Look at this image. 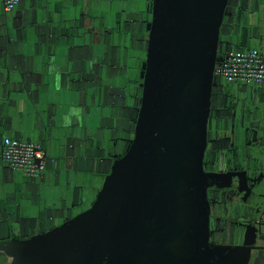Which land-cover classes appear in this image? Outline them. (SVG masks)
I'll list each match as a JSON object with an SVG mask.
<instances>
[{
    "label": "flooded vegetation",
    "instance_id": "flooded-vegetation-1",
    "mask_svg": "<svg viewBox=\"0 0 264 264\" xmlns=\"http://www.w3.org/2000/svg\"><path fill=\"white\" fill-rule=\"evenodd\" d=\"M129 1L127 24L118 19L114 42H103L114 45L100 47L90 76L113 105L115 130L85 152L84 165H78L86 168L78 171L84 173L83 186L68 193L55 190L60 208L44 207L49 189L41 182L43 174L20 180L9 171L0 173V264H264V83H228L214 75L202 154L190 143L182 169L172 170L164 162L147 168L144 163L142 179L117 197L125 198L116 203L123 204L118 210L99 213L94 225L64 231L91 209L103 174L125 156L135 137L133 118L140 106L153 0ZM58 5L24 13L2 9L0 45L44 42L43 34L50 30L52 45L61 38L75 43L80 38L76 24L87 35L88 25L77 18L64 20ZM62 22L67 23L59 35ZM259 26H264V0H227L217 58L239 49L257 48L264 54ZM198 187L200 238L193 203Z\"/></svg>",
    "mask_w": 264,
    "mask_h": 264
},
{
    "label": "water",
    "instance_id": "water-1",
    "mask_svg": "<svg viewBox=\"0 0 264 264\" xmlns=\"http://www.w3.org/2000/svg\"><path fill=\"white\" fill-rule=\"evenodd\" d=\"M226 3L227 0H153L148 52L140 80V106L133 118L132 146L123 158L108 166L91 209L65 226L64 231L76 230L83 224L94 225L99 213L118 210L123 204L116 203H124L125 198L117 197L128 194L125 187L142 179L144 163L147 168L149 163L156 168L164 162L172 170L182 169V157L190 143L202 154L211 88L216 86L214 70L222 62L217 58V46ZM81 29L84 30L76 28L78 32ZM258 34L264 38V26H259ZM43 35L44 42L30 44L51 48L45 60L30 64L23 61V67L28 66L25 72L19 64L0 71V138H6L9 132L36 134L43 143L49 141L45 159L58 169L62 158L51 143L53 134L67 128L66 138L83 143L85 155L96 149L97 131L103 128L113 105L106 102L104 87L96 85L90 77L88 59L83 61L76 90H62L76 53L71 49L57 51L50 43L54 36L51 30ZM76 107L80 110L77 114ZM95 118L100 119V127L93 123ZM88 129L93 131L90 136ZM97 163L95 160L93 166ZM8 169L0 164L1 175ZM48 189L50 195L56 190ZM194 196V227L199 237L200 187Z\"/></svg>",
    "mask_w": 264,
    "mask_h": 264
},
{
    "label": "crops",
    "instance_id": "crops-1",
    "mask_svg": "<svg viewBox=\"0 0 264 264\" xmlns=\"http://www.w3.org/2000/svg\"><path fill=\"white\" fill-rule=\"evenodd\" d=\"M22 1L23 3L18 6V11L22 13H24L26 9H35L40 5L51 6L59 2L58 11L61 13L60 17L64 20L71 18L70 21L77 18L79 22L88 25L89 30L87 35L84 36L81 29L80 38L75 43H70L66 38H61L60 43L55 44L57 51L71 49L76 53L71 59L70 68L66 72V76L63 80L62 90L65 92L76 90L78 79L81 76L83 61L85 59H88L87 67H89L90 73L94 75L98 64L97 60L100 55L99 51L102 46L101 44L104 41L109 42L113 40L112 38L115 34L114 28L119 18L124 21L125 25L129 20V0H21V2ZM66 23H61V25L64 26L61 27L60 25L58 30L59 35H61L62 31L65 29ZM76 25L77 27L79 26L78 24ZM108 42L107 44L105 43L107 46L114 45ZM50 50L51 48L44 45L33 46L32 44H24L14 48L11 47L10 44L3 43L0 45V71L5 72V68L19 64V66L22 67V71L25 72L28 66L23 67L21 64L23 61H26L27 64H30L32 61L40 63L42 59L45 60L47 58L50 54ZM79 111L78 107L74 108L75 114ZM114 120L115 114L111 111L108 115V119L103 124V128L97 131L100 142L110 138L112 132L115 130ZM87 131L88 136L93 133L91 129ZM67 132L68 129L65 128L53 134L51 143L54 148H57V152L62 158V163L61 165L59 164L58 169H56L57 167H55L54 164L51 165L47 162V169L41 178V182L45 187H55L57 190L65 191L66 193L72 190L77 191L83 186L82 176L84 173H78V171L86 170L85 166L82 168L78 167L79 164L84 165V144L69 141L66 138ZM4 137L37 144L40 145L43 150L50 147L49 141L43 143L42 139L38 138L34 133L27 134L23 132L20 135H15L9 132L6 133ZM0 161L2 165L7 167L1 160V156ZM8 171L13 173L10 169H8Z\"/></svg>",
    "mask_w": 264,
    "mask_h": 264
},
{
    "label": "built area",
    "instance_id": "built-area-1",
    "mask_svg": "<svg viewBox=\"0 0 264 264\" xmlns=\"http://www.w3.org/2000/svg\"><path fill=\"white\" fill-rule=\"evenodd\" d=\"M21 0H1L5 13H11ZM216 77L228 83H264V54L257 49L229 53L214 71ZM1 160L12 171H20L24 177L37 179L46 168V159L40 145L14 138L2 141Z\"/></svg>",
    "mask_w": 264,
    "mask_h": 264
},
{
    "label": "rangeland",
    "instance_id": "rangeland-1",
    "mask_svg": "<svg viewBox=\"0 0 264 264\" xmlns=\"http://www.w3.org/2000/svg\"><path fill=\"white\" fill-rule=\"evenodd\" d=\"M23 3V1L19 4V5H21ZM18 5V6H19ZM18 6L16 7V8H18ZM15 8V9H16ZM2 13V3H1V0H0V14ZM96 119V118H95ZM93 123H95V124H97V126L98 127H100V125H101V121H100V119H96V120H94L93 121ZM13 173L18 177V179H23L24 178V175L20 172V171H13ZM84 190H85V188H84ZM57 196L58 195H56V194H48V195H46V197H44L45 198V200H44V207H46V208H60L61 206H62V201H59V199L57 198ZM89 200L90 199H88V200H86V202H85V205L84 206H87L88 205V203H89ZM67 206H72V203L70 202V201H68L67 202Z\"/></svg>",
    "mask_w": 264,
    "mask_h": 264
},
{
    "label": "trees",
    "instance_id": "trees-1",
    "mask_svg": "<svg viewBox=\"0 0 264 264\" xmlns=\"http://www.w3.org/2000/svg\"><path fill=\"white\" fill-rule=\"evenodd\" d=\"M254 49H256V48H254ZM243 49H239L238 51H242Z\"/></svg>",
    "mask_w": 264,
    "mask_h": 264
}]
</instances>
